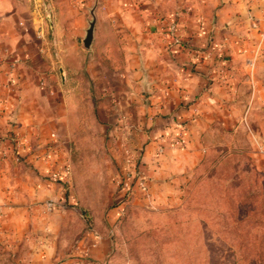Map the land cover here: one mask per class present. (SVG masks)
Returning <instances> with one entry per match:
<instances>
[{"label": "crops", "instance_id": "1", "mask_svg": "<svg viewBox=\"0 0 264 264\" xmlns=\"http://www.w3.org/2000/svg\"><path fill=\"white\" fill-rule=\"evenodd\" d=\"M88 1L0 0V264L79 261L60 260L57 237L73 82L89 50L99 66L104 54H123L128 67L120 75L156 98L148 110L159 114L157 132L140 160L147 190L160 201L178 198L210 131L244 129L264 159V0H98L86 49L80 41ZM71 7L80 20L74 34L59 27ZM139 15L150 25L145 41H128L137 29L125 27ZM101 18L108 29L98 28ZM76 241L87 254L101 248L98 259L109 244L105 233L88 230Z\"/></svg>", "mask_w": 264, "mask_h": 264}, {"label": "rangeland", "instance_id": "2", "mask_svg": "<svg viewBox=\"0 0 264 264\" xmlns=\"http://www.w3.org/2000/svg\"><path fill=\"white\" fill-rule=\"evenodd\" d=\"M87 5L84 33L92 16L96 22L98 0H89ZM66 12L69 18H60L59 27L74 34L80 20L74 7ZM148 24L144 15L135 17L125 29L137 30L125 39L145 41ZM98 28L108 29L107 22L101 18ZM94 52L89 50L88 66L73 82L71 160L66 178L60 180L66 209L58 217L64 221L57 237L58 248L63 249L60 260L264 264V159L254 153L245 130L210 131L178 198L160 201L147 190L140 160L146 142L157 132L159 114L151 117L148 110L156 98L140 93L137 83L120 75L128 67L123 54L115 59L104 54L106 65L99 66ZM72 56L75 62L78 56ZM87 230L108 237L100 259L95 251L101 248L88 254L78 250L76 240Z\"/></svg>", "mask_w": 264, "mask_h": 264}, {"label": "water", "instance_id": "3", "mask_svg": "<svg viewBox=\"0 0 264 264\" xmlns=\"http://www.w3.org/2000/svg\"><path fill=\"white\" fill-rule=\"evenodd\" d=\"M90 13L92 14V10L90 11ZM94 23H95L94 17L92 16L91 20L88 21V26L85 29V33L82 39V43L85 48L90 47L92 37H93Z\"/></svg>", "mask_w": 264, "mask_h": 264}, {"label": "built area", "instance_id": "4", "mask_svg": "<svg viewBox=\"0 0 264 264\" xmlns=\"http://www.w3.org/2000/svg\"><path fill=\"white\" fill-rule=\"evenodd\" d=\"M261 152H263L264 153V151L261 149ZM140 183V186H141V188L143 189V190H145V185H144V182L143 181H140L139 182ZM46 206L49 208V209H51L52 208V206H53V202L52 201H47L46 202Z\"/></svg>", "mask_w": 264, "mask_h": 264}, {"label": "trees", "instance_id": "5", "mask_svg": "<svg viewBox=\"0 0 264 264\" xmlns=\"http://www.w3.org/2000/svg\"><path fill=\"white\" fill-rule=\"evenodd\" d=\"M218 163V162H217ZM200 165H202V161L200 162ZM217 165V164H216Z\"/></svg>", "mask_w": 264, "mask_h": 264}]
</instances>
